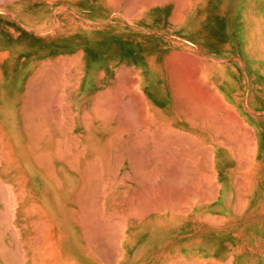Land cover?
I'll list each match as a JSON object with an SVG mask.
<instances>
[{
  "label": "crops",
  "instance_id": "1",
  "mask_svg": "<svg viewBox=\"0 0 264 264\" xmlns=\"http://www.w3.org/2000/svg\"><path fill=\"white\" fill-rule=\"evenodd\" d=\"M255 4L0 0V264H264Z\"/></svg>",
  "mask_w": 264,
  "mask_h": 264
},
{
  "label": "rangeland",
  "instance_id": "2",
  "mask_svg": "<svg viewBox=\"0 0 264 264\" xmlns=\"http://www.w3.org/2000/svg\"><path fill=\"white\" fill-rule=\"evenodd\" d=\"M257 4L258 3L253 6V14L247 12V5H242L236 6L232 11V15L235 19L236 35L240 44L244 45L247 43L245 36L250 31L252 44L261 47L262 51H264V24H261L258 21L254 22L255 19H253L255 18L254 14H258L263 9L262 4Z\"/></svg>",
  "mask_w": 264,
  "mask_h": 264
},
{
  "label": "bare ground",
  "instance_id": "3",
  "mask_svg": "<svg viewBox=\"0 0 264 264\" xmlns=\"http://www.w3.org/2000/svg\"><path fill=\"white\" fill-rule=\"evenodd\" d=\"M255 1H256V3H258L257 5H259V4L261 5V4H262L263 9H262V11H260L258 14H254V15H255V18H253V19H255L254 22H255V21H258V22H260L261 24H264V0H255ZM243 11H244V10H243ZM241 12H242V9H241ZM187 92H188V91H187ZM181 93H182V92H181ZM185 94H186V93H185ZM187 95H188V94H187ZM178 98H179V97H178ZM183 100H184V99H183ZM198 100H200V99H198ZM136 101H137V100H136ZM185 101H188V100H185ZM196 101H197V100H196ZM183 103H185V102H183ZM187 103H188V102H187ZM193 103H194V102H193ZM196 103H198V102H196ZM134 104H135V103H134ZM189 104H190V103H189ZM194 105H195V103L193 104V107L196 106V105H195V106H194ZM185 106H186V103H185ZM191 106H192V103H191ZM198 106H199V105H198ZM193 107H192V108H193ZM200 108H201V107H200ZM139 109H140V108H139ZM193 109L195 110L196 108H193ZM198 109H199V107H198ZM190 110H191V109H190ZM194 110H193V111H194ZM200 110L202 111L203 109L201 108ZM204 110H206V109H204ZM191 111H192V110H191ZM193 111H192V112H193ZM196 111H197V110H196ZM196 111H195V112H196ZM198 111H199V110H198ZM201 111H200V112H201ZM207 111H208V110H207ZM207 111H206V112H207ZM192 112H191V113H192ZM212 112H213V111H212ZM122 113H123V112H122ZM209 113H210V112H209ZM209 113H207V114H209ZM123 114H124V113H123ZM211 114H212V113H211ZM200 115H201V117L199 116L198 118H202V114H200ZM204 115H205V113H204ZM193 116H194V112H193ZM195 116L197 117L196 114H195ZM212 116H213V115H212ZM204 118H206V115H205ZM211 118H212V117H211ZM127 119H129V118H127ZM212 119H214V117H213ZM212 119H210V120L212 121ZM222 119H223V118H222ZM222 119H221V120H222ZM200 120H201V119H200ZM129 121L131 122V119H129ZM216 121H217V119H216V120L214 119L213 122H216ZM218 121H219V120H218ZM213 122H211L212 125H214ZM222 122H224V121H221V123H222ZM190 124H191V123H190ZM217 124H218V123H217ZM224 124H225V123H224ZM162 125H163V124H162ZM162 125H159V126H162ZM206 125H207V123H206ZM221 125H223V123H222ZM156 126H157V125H156ZM156 126H154V127L156 128ZM208 126H209V125H208ZM157 127H158V126H157ZM162 127H163V126H162ZM124 129H125V128H124ZM135 129H136V128H135ZM164 129H166V127H165ZM164 129H163V130H164ZM167 129H168V128H167ZM160 130H162V129H160ZM160 130H159V131H160ZM168 130H169V129H168ZM168 130H167V131H168ZM169 131H170V130H169ZM171 132H172V130H171ZM176 132H177V131H176ZM160 133H161V132H160ZM166 133H167V132H166ZM166 133H165V134H166ZM186 133H187V132H186ZM160 137H161V136H160ZM186 137H187V136H186ZM186 137H185V138H186ZM151 139H152V138H151ZM171 139H172V138H171ZM145 140H146V139H145ZM148 152H149V151H148ZM145 153H146V152H145ZM160 153H161V152H160ZM181 154H182V153H181ZM181 154H180V155H181ZM145 156H146V155H145ZM171 167H172V166H171ZM139 169H140V168H139ZM238 193H239V192H238ZM240 195H241V193H240ZM161 198H162V197H161ZM156 201H157V200H156ZM157 202H158V201H157ZM160 205H161V204H160ZM41 255H42V254H41ZM42 257H43V256H42Z\"/></svg>",
  "mask_w": 264,
  "mask_h": 264
}]
</instances>
